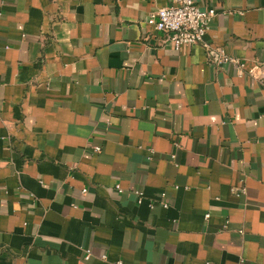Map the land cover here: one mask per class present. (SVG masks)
<instances>
[{"label":"crops","instance_id":"0c3cea01","mask_svg":"<svg viewBox=\"0 0 264 264\" xmlns=\"http://www.w3.org/2000/svg\"><path fill=\"white\" fill-rule=\"evenodd\" d=\"M195 1L0 0V264H264V0Z\"/></svg>","mask_w":264,"mask_h":264},{"label":"built area","instance_id":"2783aa9c","mask_svg":"<svg viewBox=\"0 0 264 264\" xmlns=\"http://www.w3.org/2000/svg\"><path fill=\"white\" fill-rule=\"evenodd\" d=\"M215 14L213 8H201L195 0H167L166 4L150 12L146 17V23L153 26L159 32H162L174 49L178 50L183 45L196 44L203 41L204 34L209 28L210 22ZM230 62L235 65L238 73H251L246 71L245 65L234 58L224 54L218 60V63ZM100 148L94 147L95 151ZM118 190H121L118 187ZM239 191L243 192L244 188ZM137 201L142 199V193L135 191ZM159 203L163 207L168 206L165 201V194H159ZM153 200L150 202L152 206ZM89 253L87 251L85 257Z\"/></svg>","mask_w":264,"mask_h":264}]
</instances>
